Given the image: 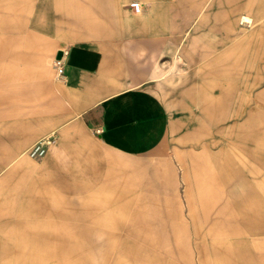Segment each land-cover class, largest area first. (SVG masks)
<instances>
[{"label": "crops", "instance_id": "1", "mask_svg": "<svg viewBox=\"0 0 264 264\" xmlns=\"http://www.w3.org/2000/svg\"><path fill=\"white\" fill-rule=\"evenodd\" d=\"M80 1L82 12L77 10L79 0H57L49 6L57 17L48 24L57 31V47L46 55L54 58L58 50L64 51L60 79L48 72L10 74L11 60L35 57L37 36L16 41L21 50L0 40V80L6 82L0 88V110L7 115L22 111L24 118L29 112L27 129L12 142L14 148L50 135L46 154L71 169L77 160L72 132L76 126L92 132L108 148L135 155L155 148L168 127L182 125L183 118H173V106L156 89L159 48L172 47L174 41L166 34V22L159 27L161 15L191 16V22L169 28L185 31L181 41L191 39L194 30H206V15L224 22L218 39L222 47L213 54L217 67H211L213 74H206L210 81L203 84L210 93H218L219 100L207 116L213 126L199 125L192 139L193 147L202 149L189 152V166H181L180 173L165 162L152 168L143 191L125 186L116 194L102 195L92 181H65L62 189L72 194L69 208L54 201L51 191L39 194L44 264H56L47 263L46 254H57L58 224L79 231L93 224L101 231H120L131 208L137 238L170 240L165 250L169 264H264V148L256 147L264 145V0H230L224 9L221 0H138L139 13L129 5L133 0ZM254 10L252 19L249 13ZM79 14L86 18L85 29L96 32V40L64 41L62 32L72 30ZM93 16L101 21L96 28L88 25ZM231 55L234 59L226 61ZM245 58L258 61V66L248 67ZM20 79L30 81H15ZM21 155L10 157L0 169L15 162L0 177V202L31 207L33 200L20 191L25 171L34 164L29 159L16 161ZM2 215L7 212L0 210ZM151 223V228L136 226ZM175 246L181 248L180 257Z\"/></svg>", "mask_w": 264, "mask_h": 264}, {"label": "rangeland", "instance_id": "2", "mask_svg": "<svg viewBox=\"0 0 264 264\" xmlns=\"http://www.w3.org/2000/svg\"><path fill=\"white\" fill-rule=\"evenodd\" d=\"M60 1L68 3L72 0ZM229 2L230 0H221L223 9L229 7ZM51 4H57V0H0V40L6 39L12 42L11 46L15 50H21L20 45L16 44L20 38L27 40L31 35H35L39 41L34 58L10 61V74L48 72L54 74L56 79H60L56 75L53 58L46 55L49 48L51 50L57 47V31L48 27V24L57 22V17L50 14ZM81 5L82 2L79 0L77 7L79 12L83 11ZM255 11L249 13L252 19L255 18ZM85 19L82 14L76 16L75 21L71 23L72 30L62 32L64 41L96 40V32L85 29ZM158 19L159 27L162 26V22H166L165 26L168 28L166 34L173 36L174 41L172 47L159 48L157 74H155L156 89L159 96L168 99L173 106L171 111L173 118L175 120L183 118L184 123L175 126V129L172 126L168 127L161 142L152 150L135 155L122 154L104 146L92 132L76 126L72 132L77 160L71 169H65L46 153L39 157L28 156L24 153L28 145L14 148L12 142L20 140L23 136L22 132L27 129L29 112H25L24 118L22 111H11L7 115L6 111L0 110V169L6 165L10 157L20 153L22 155L16 161L29 159L34 164L33 169L25 171L26 180L20 191V195H24L23 198L33 200V206L21 202L13 205L0 202V210L7 212V215L0 216V264H44L41 240L42 218L37 202V197L44 190L51 191L52 199L60 201L63 208L71 206L69 199H72V194L63 190L61 183L73 179L83 178L92 181L96 187H99L101 195L109 192L116 194L126 188L125 186H135L139 191H143L145 181L153 167L169 162L179 172L183 165L188 168L189 152H198L202 149L201 145L193 147L192 139L195 138L199 125L213 126V121L207 116L215 110L219 94L210 93L203 84L210 81L206 74H213L211 67H217L218 63L213 54L222 47L218 45V39L223 35L224 22L214 15H206V30H194L191 39L181 41L185 31L169 28L172 27V23L191 22V16L167 14L158 16ZM202 19H198V23ZM88 22L90 23L88 25L96 28L101 21L93 16ZM256 24L257 22L253 20L252 26ZM66 42H63V45ZM234 57L235 55H231L225 57V60H232ZM244 63L248 64V67L255 68L259 64L258 61H251L248 58L244 59ZM5 83L0 80V88L4 87ZM249 95L254 96L252 92ZM50 137V135L43 136L45 140H50ZM206 140L207 137L203 141ZM256 147L264 148V145H256ZM14 163L1 171L0 177ZM189 173L190 178L192 171ZM177 181L179 190H182L183 182L180 175L177 176ZM154 192L160 194V190ZM182 205L185 207V202ZM30 208H33L32 213ZM153 225L154 223L145 226L136 224L140 229L151 228ZM141 234L149 235L144 232ZM135 235L132 208L120 231H101L98 224L91 225L88 230L79 231L71 229L68 224H58L57 254L54 255L53 252L46 254V261L56 264H169V257L165 253L167 245L170 246L169 239L144 236L137 238ZM174 250L180 257L181 248L175 246Z\"/></svg>", "mask_w": 264, "mask_h": 264}, {"label": "built area", "instance_id": "3", "mask_svg": "<svg viewBox=\"0 0 264 264\" xmlns=\"http://www.w3.org/2000/svg\"><path fill=\"white\" fill-rule=\"evenodd\" d=\"M129 5L131 6L133 12H140L141 3L138 0L130 1ZM63 54L64 51L62 52V56L60 58H53V65L55 67L56 75L58 77H62L64 72ZM98 131L99 130H97V132ZM48 144L49 140H45L44 138L37 139L25 149L24 153H26L30 157L42 156L46 153Z\"/></svg>", "mask_w": 264, "mask_h": 264}, {"label": "water", "instance_id": "4", "mask_svg": "<svg viewBox=\"0 0 264 264\" xmlns=\"http://www.w3.org/2000/svg\"><path fill=\"white\" fill-rule=\"evenodd\" d=\"M62 56V50H58L56 52V58H60Z\"/></svg>", "mask_w": 264, "mask_h": 264}, {"label": "bare ground", "instance_id": "5", "mask_svg": "<svg viewBox=\"0 0 264 264\" xmlns=\"http://www.w3.org/2000/svg\"><path fill=\"white\" fill-rule=\"evenodd\" d=\"M246 21V20H245Z\"/></svg>", "mask_w": 264, "mask_h": 264}]
</instances>
